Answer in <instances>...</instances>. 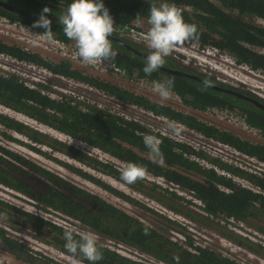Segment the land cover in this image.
<instances>
[{
	"label": "trees",
	"instance_id": "16d2710c",
	"mask_svg": "<svg viewBox=\"0 0 264 264\" xmlns=\"http://www.w3.org/2000/svg\"><path fill=\"white\" fill-rule=\"evenodd\" d=\"M3 1L39 14L45 7L50 8L52 11L46 15L52 21L53 39L71 46V51H77L75 43L66 37L63 26L59 23V16L73 0ZM103 2L117 26L110 39L113 49L119 53L114 63L105 62V71L122 72V75L128 78L144 76L151 78L152 81L173 79L175 82L173 93L177 94L191 110L226 104L236 106L238 101L228 100L227 97L221 99L217 94L201 89L208 86L199 87L201 83L196 80L174 75L162 69L151 75L144 73L146 57L142 53L148 56L151 50L137 43H142L141 40H133L128 36L130 30L147 34L142 27L145 24L149 25V9L152 3L175 4L186 22L198 26V39L189 43L196 42L201 48L212 46L227 51L239 63L264 71V0H103ZM0 14L11 21L25 22L29 25H33L39 19L2 5ZM38 30L46 31L42 27ZM0 53L18 61L34 64L54 74L87 82L121 101L142 108L146 114L164 116L180 122L207 138L264 162V121L259 119L258 112L261 109L254 105L248 107L245 103L242 105L244 108L241 105L240 107L244 112L251 113L247 122L260 129L262 139L258 140L243 137L232 129L210 124L196 113L156 101L117 81L84 72L75 65L71 57L63 56L55 60L42 55L41 51L8 43L1 37ZM172 56L170 54L166 57V62H169ZM0 105L15 113L12 115L0 109V126L3 127L1 133L10 130L22 135L29 147L37 151L41 150L39 148L41 145H46L51 150L67 153L92 170L78 164L65 165L130 201L136 200L105 182L102 175L124 183L120 179V169L131 162L145 166L148 174L143 180L131 185L124 183L125 185L155 198L169 209L182 212L191 219H201L203 215L188 207H182V202L198 203L196 205L200 211L214 218L224 215L240 223L253 218L257 221L264 220L262 172L247 170L221 157L206 154L184 140L161 131H153L146 122L123 116L107 107L88 105L66 95L52 96L47 91L27 84L14 72H0ZM253 112L255 115H252ZM20 115L31 119L35 124L20 118ZM41 126L82 142L89 149L69 143L42 130L39 128ZM145 134L156 135L161 140V151L165 158L163 165L152 162L149 150L143 142ZM3 136L6 139V134ZM7 137L13 138L11 134H7ZM1 139L0 137V184L28 196L35 206L59 211L82 226L117 242L140 248L167 264H177L174 257L179 258L178 264H243L237 258L213 247L194 244L192 238L186 241L187 244L174 240L152 225L149 229L150 234L145 235L143 231L145 221L101 195L71 182L20 151L10 148ZM195 174L200 176L196 177ZM146 180L152 184L150 191L146 189V184H149ZM159 187L162 192L156 190ZM180 190L184 192L180 193ZM0 214L7 216L6 220H0L4 222L0 226V250L11 253L17 260L28 264H67L33 249L28 242L14 236L10 230L31 229L43 234L48 233L50 238L47 242L67 253L64 247L66 243L64 231L65 228L71 227L48 220L1 197ZM255 225L257 231L251 230L252 233L257 232L264 237V224ZM42 227H47V231H43ZM99 242L103 245V259L96 264H154L125 255L100 240ZM83 262L90 264L87 260ZM0 264L9 263L0 261Z\"/></svg>",
	"mask_w": 264,
	"mask_h": 264
},
{
	"label": "rangeland",
	"instance_id": "374dc122",
	"mask_svg": "<svg viewBox=\"0 0 264 264\" xmlns=\"http://www.w3.org/2000/svg\"><path fill=\"white\" fill-rule=\"evenodd\" d=\"M6 19L10 20L8 17L0 14V37L4 41L22 45L37 52L41 51L42 55L55 60H59L63 58V56H66L64 53L69 50V45H66L64 48L65 51L61 52L57 48L58 44L49 41L43 36L39 39L41 43L38 42L37 44H34L33 41L35 37L33 34H42L44 33L43 31L32 27L34 32L30 31L31 33H28L20 26L10 24ZM24 28L27 29V27ZM142 28H144L147 33L150 30V26L146 24L143 25ZM124 34L128 36L126 33ZM128 37L133 40H141L143 45L145 47L147 46L146 37L137 38L133 35H129ZM171 55L178 56L177 58H181V61L185 64L191 63L198 72L209 75L210 79L213 78L215 81H218V83H225L234 86L236 87L235 90L239 92H243L254 97L259 96L264 99V71L239 63L235 57L227 51L220 50L212 46L201 48L196 42H186L183 46L177 47ZM72 60L75 65H77L84 72L97 74L101 77L117 81L118 83L136 92L147 94V96L156 101L165 102L180 109H188L184 103H181L179 96L175 93H173L171 98L168 100L160 99L158 94L153 92L152 83L146 81L145 79L124 77L122 72L116 73L113 69L112 73H108L105 71V63H99L100 66L103 65L104 67L96 68L95 66H86L75 58H72ZM0 72H14L27 82V84L42 89L43 91H47L52 96L66 95L76 100H80L85 104H97L101 107H107L112 111H117L123 116L135 118L141 122H146L153 131H161L162 133L169 134L176 139L184 140L192 144L196 149H200L206 154L221 157L226 161L232 162L234 165L238 164L247 170L258 171L264 174V162L255 159V157H247L246 155L234 150L233 147L207 138L201 133L186 127L180 122H177V124L183 128V132L180 136H176L168 128V124L172 120L164 116L146 114L142 108L131 103L121 101L87 82L51 73L44 68L27 62L18 61L13 57L1 53ZM0 109L2 111L12 113V115L15 114L9 108L1 105ZM204 116L209 121L215 122L225 129L230 128L243 135V137L258 140L259 135L256 127H251L249 124L243 123V119L241 117H237V114L232 115L231 113L215 110L204 114ZM21 117L25 121L35 124L31 119L25 116L20 115V118ZM39 128L58 136L69 143L75 144L84 149H89L86 148L82 142L70 139L63 134L55 132L51 128L45 126H41ZM2 129L3 127L0 126L1 140L10 148L20 151L34 161L64 176L71 182L101 195L106 200L137 216L149 225L160 229L161 232L170 236L174 240L186 243L189 238H192L194 244L213 247L214 249L220 250L225 254L237 258L243 264H264V237H262L260 233H252L251 231H257L255 224H264V220L257 221L253 218L250 221H241L240 223L239 221L236 222L233 218H227L224 215L216 216L214 218L212 216H208L205 212L200 211L199 206L196 205L198 203L187 204L182 202V207H188L195 210V212H200L203 215L201 219H191L182 212L169 209L166 205H164V203L159 202L151 196L143 194L141 191L130 188L119 180L102 175L105 182L121 189L124 193L133 196L136 200L130 201L75 172L69 167L70 164H78L89 170L92 169L89 166L84 165L81 161L74 159V157L69 156L67 153L51 150V148L46 145H41L39 147L41 150L39 151L34 150L26 143V138L24 136L5 129V133H1ZM3 134H6V139ZM7 134H11L13 138L7 137ZM65 164H69V166ZM195 176L199 177L200 175L195 174ZM146 181L149 182L148 180ZM146 185V189L150 191V185L152 186V184L149 182V184ZM156 190L161 191L162 189L159 187ZM183 192L184 191L180 190V193ZM0 197L20 206L25 210L38 213L48 220L56 223L75 228L78 231L95 232L101 242L115 248L125 255L154 264H167L156 256L144 252L140 248L131 244L117 242L104 234L97 233L91 228L82 226L77 221L66 217L65 214L60 213L59 211L35 206L34 202L28 196L1 184ZM3 223V221H0V226L3 225ZM41 229L43 231H47V227H42ZM10 232L22 241L28 242L33 249L47 253L55 259L67 264H71L70 254L62 252L58 247L47 242L50 238L48 233L44 232L45 234H43L31 229H18L17 231L10 230ZM187 235H189V237H187ZM0 261H5L9 264H28L17 260L13 254L2 250H0ZM83 264L86 263L83 262Z\"/></svg>",
	"mask_w": 264,
	"mask_h": 264
},
{
	"label": "clouds",
	"instance_id": "9594fccd",
	"mask_svg": "<svg viewBox=\"0 0 264 264\" xmlns=\"http://www.w3.org/2000/svg\"><path fill=\"white\" fill-rule=\"evenodd\" d=\"M52 10L45 7L38 20L32 25L33 28H44L42 34H33V43L37 44L40 37L53 40L52 21L46 15ZM139 20V15H137ZM59 23L63 26V33L75 43L76 55L86 66H95L99 63L112 62L119 55L113 49L112 39L116 31L114 18L103 0H73L66 11L59 16ZM148 24L150 30L146 36L148 48L151 50L146 57L143 69L146 75L161 69L168 57L177 47L186 42L198 39V26L184 20L181 10L170 3H152L149 9ZM132 35V34H130ZM174 80L152 81V90L160 99L168 100L173 94ZM169 130L176 136H180L183 128L175 121L168 124ZM143 142L149 150L152 162L163 165L164 154L161 151V140L156 135L145 134ZM148 170L145 166L137 163H127L120 169V179L131 185L138 180L147 177ZM7 216L0 214V220H6ZM150 225L145 223L144 234L149 235ZM64 245L70 254L71 264H83L87 260L90 264H96L103 259V245L99 237L92 231H78L75 228H65ZM177 260L178 257H174Z\"/></svg>",
	"mask_w": 264,
	"mask_h": 264
},
{
	"label": "flooded vegetation",
	"instance_id": "af4514ba",
	"mask_svg": "<svg viewBox=\"0 0 264 264\" xmlns=\"http://www.w3.org/2000/svg\"><path fill=\"white\" fill-rule=\"evenodd\" d=\"M137 43L140 45L143 44V43H139V42H137ZM142 55L144 57H147L145 55V53L144 54L142 53ZM177 57L178 56L170 57L171 58L170 61L165 62L164 66L161 69L164 70L165 72H169V73H172L174 75H181V76H185V77L189 78L190 80H196L197 82L201 83L199 87L208 86V88H201L203 91L209 90L213 94H217L218 97L221 99L227 97L228 100L238 101L236 103V106L226 104L224 106H219V107L218 106H211V107L206 108V109H198V110H191V108H189L187 106L188 109H185L186 111L196 113L197 115H199L200 118H202L206 122H208L210 124H215L216 126H219V125L216 124L215 122L209 121L207 118H205L204 114L210 113V111L213 112L215 110H218L221 112H226V113H231L232 115L237 114V117H241L243 119V123L249 124V122H247V118L249 117V115L251 113L249 111H248V113L244 112V109L241 108V107H243L242 105L246 103L248 105V107H251L252 105H254V106L260 108L261 111L258 112L259 119L264 121V99L263 98H261L259 96L254 97L251 95H247L243 92H239V91L235 90L234 86H232L233 87L232 88V87H230L231 85L229 86L228 84H225V83H218V81H215L213 78H211V79L208 78V77H210L209 75H207L205 73L198 72L197 69L191 63L185 64L181 61V58H177ZM136 78L145 79L146 81L152 83L151 78H147L144 76L136 77ZM211 88H213V89H211ZM140 93H142V92H140ZM180 100H182V99L180 98ZM253 100L257 101L260 105H263V106H260L259 104H257ZM181 103H183V102L181 101ZM240 105H241V107H240ZM252 115H255V113L253 112ZM250 126L253 127L252 125H250ZM219 127H221V126H219ZM226 129H230V128H226ZM256 130H257L258 135H259L258 139H262L260 129L256 128Z\"/></svg>",
	"mask_w": 264,
	"mask_h": 264
},
{
	"label": "built area",
	"instance_id": "2783aa9c",
	"mask_svg": "<svg viewBox=\"0 0 264 264\" xmlns=\"http://www.w3.org/2000/svg\"><path fill=\"white\" fill-rule=\"evenodd\" d=\"M10 24H12V25H16V26H20L23 30H25L26 32H28V33H31L30 31H33L34 32V30H33V28H32V26L31 25H29V24H27V23H23V22H19V21H11V20H8V19H6ZM24 27H27V29H25ZM129 33L130 34H132L133 36H135V37H137V38H140V37H142V38H145L146 37V33H144V32H142V31H133V30H130L129 31ZM53 43H56V44H58V46H57V48H58V50L59 51H61V52H63V51H65L64 50V48L66 47V44L64 43V42H62V41H59V40H55V39H53V40H51ZM40 42V41H39ZM41 43V42H40ZM69 47V46H68ZM63 49V50H62ZM64 55H66V56H68V57H71L72 56V58H75V59H77V60H79L80 62H81V60L77 57V55H76V51L74 50V51H71V49H70V47H69V50H67L65 53H64ZM82 63V62H81ZM103 66V65H102ZM102 66H100V64H97V65H95V67L96 68H102ZM228 146V145H227ZM238 152V151H237ZM244 155H246L247 157H253V156H250V155H247V154H244ZM255 159H257V158H255ZM260 161V160H259ZM263 162V161H262Z\"/></svg>",
	"mask_w": 264,
	"mask_h": 264
},
{
	"label": "water",
	"instance_id": "95a60500",
	"mask_svg": "<svg viewBox=\"0 0 264 264\" xmlns=\"http://www.w3.org/2000/svg\"><path fill=\"white\" fill-rule=\"evenodd\" d=\"M0 5L8 8V9H12V10L18 11V12L23 13V14H29V15L34 16V17H40V15H41L39 13L32 12V11H29V10H26V9H23V8H20V7L16 6V5H14V4L5 2L3 0H0ZM253 101L256 102L257 104H259L257 101H255V100H253ZM260 106H263V105H260Z\"/></svg>",
	"mask_w": 264,
	"mask_h": 264
}]
</instances>
